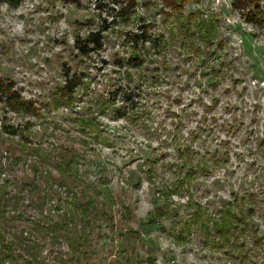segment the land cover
I'll use <instances>...</instances> for the list:
<instances>
[{"label":"rangeland","instance_id":"374dc122","mask_svg":"<svg viewBox=\"0 0 264 264\" xmlns=\"http://www.w3.org/2000/svg\"><path fill=\"white\" fill-rule=\"evenodd\" d=\"M94 4L19 0L13 8L0 2V77L39 108L38 117L0 113L27 138L23 144L0 133V168H6L0 182L13 180V171L29 173L23 164L10 169L11 154L29 165L37 149L73 148L80 170L93 181L105 177L116 198L111 215L91 228L92 264H264V25L246 24L230 0H183L180 11L165 0H138L135 18L111 25L102 49L83 56L74 42L99 27ZM180 17L212 22L214 36L209 41L182 27L173 33ZM139 20L151 25L153 36L163 34L164 49L160 56L146 53L139 68H119L142 55L124 38ZM67 69L81 82L70 105L60 91ZM121 84L136 90L132 104L110 95ZM199 138L207 146H181ZM202 147L224 154L220 168L199 177L188 198L182 193L160 202L166 215L156 211L157 188L173 180L166 164L179 156L176 150ZM155 162L150 181L145 174ZM198 204L211 216L240 215L229 242L205 238L196 228L181 241L168 235ZM96 205L101 211L100 200Z\"/></svg>","mask_w":264,"mask_h":264},{"label":"trees","instance_id":"16d2710c","mask_svg":"<svg viewBox=\"0 0 264 264\" xmlns=\"http://www.w3.org/2000/svg\"><path fill=\"white\" fill-rule=\"evenodd\" d=\"M65 1H71L81 7L80 0ZM165 1L167 7L174 11H180L184 5L183 0ZM0 2L13 8L19 4V0ZM137 7L138 0H95L94 9L101 22L99 27L90 31L85 38H76L74 44L79 54L86 56L100 51L104 33L111 25L130 23L135 18ZM230 8L238 13L246 24L258 27L264 25V0H230ZM103 14L109 17V23L107 19H102ZM192 16L188 17L189 20ZM139 22L136 32L126 34L124 38L132 51L141 52L142 55L135 53L136 56H130L124 63L119 62L116 64L119 68H139L144 63L146 53L148 55V52H152L154 56H160L164 49L163 34L153 36L151 25L144 21ZM211 25L212 22H185L183 17H180L172 30L174 33L176 30H182L181 27L188 31L197 29L203 38L210 41L209 37L214 36L213 32L208 31ZM63 83L60 91L66 104L70 105L75 89L80 87L81 82L76 81V75L67 69L63 74ZM129 87L121 84L118 90L110 95L120 97L121 105L132 104L136 90ZM211 102L210 106L215 105ZM0 106L3 117L9 114L27 117L39 115L36 103L23 99L14 83L1 77ZM4 119L0 120V133L10 138H18L24 144L27 141L24 132L19 134L18 127L6 124ZM232 129L235 132L234 126ZM197 141L196 144L188 142L181 146H207L205 138H199ZM202 149L204 152L189 148L176 150L179 156L166 164L173 180L157 188L156 211L166 215L167 207L160 206V202L172 197L183 198L182 193H186L188 198L192 185L200 179L199 177H206L211 167L220 168L224 154L220 155L218 150H213L212 153L206 148ZM8 160L12 162L10 169L23 164L29 173L18 177L13 171V180L5 178L0 182V264H92L91 255L94 250L91 248V228L99 221L107 219V215H111V207L116 203L114 193L108 188L107 179L94 178L93 181L86 172H82L79 168L78 153L73 148L59 146L53 151L37 149L35 159L30 160L29 165L26 159L21 160L12 154ZM156 163L146 171L145 175L150 181L157 173ZM49 169L55 172V176ZM0 171L5 174L6 168L1 166ZM9 184L13 187V195L9 194ZM99 200L101 211L96 205ZM29 212L32 216H29ZM248 213L254 212L249 209ZM239 220L240 215L235 216L230 210L211 216L205 207L198 204L195 210L178 224V228H173L175 234L171 230L168 235L181 241L196 228L205 238H212L221 244L227 243L238 225L240 226ZM11 222L16 226L9 230L8 224ZM20 223L28 226L22 227ZM148 223L155 224L153 220ZM54 250L56 257L48 259L47 253L54 254ZM43 253H46V256Z\"/></svg>","mask_w":264,"mask_h":264}]
</instances>
